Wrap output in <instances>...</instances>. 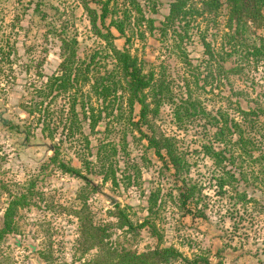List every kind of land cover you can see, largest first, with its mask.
Returning a JSON list of instances; mask_svg holds the SVG:
<instances>
[{"label": "rangeland", "instance_id": "1", "mask_svg": "<svg viewBox=\"0 0 264 264\" xmlns=\"http://www.w3.org/2000/svg\"><path fill=\"white\" fill-rule=\"evenodd\" d=\"M171 1L135 0L140 8L137 11L131 0H110L120 8L121 18V10H129L124 33L129 35L130 51L147 59L148 66L162 71L172 100L184 97L185 76L187 92L197 97L204 112L218 119L226 114L238 117L236 105H249L260 112L258 133L264 134V57L244 56L249 45L262 40L264 26L252 22L245 25L242 45L222 61L219 55L225 50L221 48L227 18L225 0H219L216 7L210 0H185L187 22L183 24L186 33L181 45L190 64H184L173 46V29L179 30L182 20H175L163 33L158 29ZM90 5L99 11L98 3ZM108 20L107 16L104 23ZM61 24L66 25L68 35H76L77 55L88 61L93 53L89 68L102 73L103 66L110 65L109 57L103 41L91 32L88 16L77 0H0V218L12 195L24 191L28 197V204L18 206L13 214L12 230L0 239V264L81 263L95 249L83 251L85 241L78 232L77 215L82 225L90 220L106 227L117 247L138 252L155 245L156 238L148 227L138 225L146 217L161 233V244H172L187 256L202 251L218 264H264V153L259 155L264 151V139L260 151H253V156L258 155L255 161L238 155L233 162L225 163L232 177L228 176L230 184L220 192L213 177L219 174L218 169L199 150V143L207 141L213 130L205 122L206 114L189 115L188 111L175 124L172 103L163 100L156 115L148 117L149 126L141 128L174 135L176 144L192 162L184 177L198 190L186 202L190 210H184L173 187L171 169L162 165L138 131L127 128L124 103L122 116L103 117L97 130L90 132L86 122H82L83 131L90 138L87 152L65 136L62 124L68 111L67 94H57L53 100L38 96L45 77L57 72V31ZM109 28L116 35L114 44L122 47L124 37L113 26ZM235 64L237 72L221 67ZM44 108L51 112L49 118H44ZM137 109L138 104L134 103L133 119ZM44 123L49 128L42 130ZM51 129L54 131L50 137L47 130ZM99 141L114 144V151L109 150L108 154L114 179H104V168L96 161ZM50 142L57 143L55 156L69 161L82 176L63 171L49 159L53 155L47 145ZM79 155L89 159L88 164ZM89 180H96L102 190L117 200L109 205ZM149 203L153 204L150 212L146 209ZM118 209L133 228H125L128 226L124 220L116 215ZM167 264L184 263L175 260Z\"/></svg>", "mask_w": 264, "mask_h": 264}, {"label": "trees", "instance_id": "2", "mask_svg": "<svg viewBox=\"0 0 264 264\" xmlns=\"http://www.w3.org/2000/svg\"><path fill=\"white\" fill-rule=\"evenodd\" d=\"M210 1L214 3V7L219 3V0ZM90 2L98 3L99 11L91 6ZM109 2L110 0H77V4L84 9L88 16L91 32L103 41L102 47L109 57L110 65L108 67L104 65L102 73L98 70H90L89 65L94 59L93 53L88 57V61L80 58L76 52L78 44L76 35H68L66 25L61 24L57 31L60 49L57 72L45 77L37 94L43 98L49 96V100H53L57 94H67L68 111L62 124L66 130L65 136L74 143L80 144L87 152H89L91 144L88 134L83 131L82 122H86L90 132L97 130L95 127L103 117L111 115L113 118H120L124 112L122 107L124 103L127 108L125 115L127 128L138 131L140 137L145 140L146 146L152 147L162 165L171 169L173 187L180 200V205L184 210L189 211L186 202L191 201L198 190L195 183H189L184 177L189 173L192 162L185 157V153L176 144L177 140L174 135L155 134L151 130L144 131L141 126H149L148 117L156 115L157 108L163 100H170L172 103V117L175 124L181 122L183 114L188 111L189 115L198 113L204 115L205 113V122L213 130L210 132L207 141L199 143V150L218 169L219 174L213 175V177L216 187L222 190L220 192H224L222 187L230 184L227 178L228 176L229 178L232 177V172L230 173L229 168H226L225 163L233 162L238 155H246L252 161H255L258 156H253V151L257 149L258 152L260 151V144L264 139L263 132L258 133V115L260 112L249 105L247 107L236 105L234 110L238 117L226 114L218 119L214 114L204 112L197 97L191 96L187 92L188 79L185 76H182L184 97L179 96L176 101L172 100L174 97L170 93L168 81L161 76L162 71L155 70L151 65L148 66L147 64L150 62L147 59L138 56L129 49V35L124 33L125 19L129 15V10L124 7L121 10V18L118 15L120 8L117 9ZM131 2H133L135 9L140 11L138 3L135 0H131ZM225 2L227 5L226 30L222 34L223 39L221 41V48H225V50H223V54L219 55L222 61L229 58L242 45L245 25L247 26L248 23L252 22L258 26H264V0H225ZM184 3L185 0H172L158 29L163 33L175 20H182L178 26L180 29L177 31L173 29V46L177 51L179 60L189 65L188 55L181 45L186 33V27L183 24L187 22L185 20L187 11L184 9ZM34 9L39 11L38 6H34ZM107 16L109 20L105 24L104 20ZM146 21H148L150 28L152 26L151 19L148 18ZM109 26H113L119 35L124 37L122 47L119 48L114 44L113 40L116 35ZM1 49L2 47H0V51ZM249 49L244 52L245 57L252 59L264 57V35L261 41L249 45ZM206 52L211 56L210 51L207 50ZM221 67L224 71L237 72L239 69L236 64L225 68ZM37 74L40 73L37 71ZM134 103L138 104L135 119L131 114ZM42 111L44 118L50 117L51 112H48L46 108ZM48 128L47 123H44L42 130ZM53 131L54 129L47 130V134L51 137ZM214 142L219 146L215 145ZM47 145L53 151V155L49 158L52 162H56L63 171L82 176L74 165L68 163L69 161L58 159L55 156L57 152L56 142H50ZM113 145L109 141H99L96 145L95 158L97 163H100L104 168L102 171L104 179L109 177L114 179L112 161L109 159L110 155L108 156L109 150L114 151ZM234 151H237L236 154ZM259 153L261 155L264 151ZM79 159L84 164L89 162V159L82 155H79ZM252 176L257 178L256 175ZM26 204H28V197L24 191L12 195L7 201L0 218V239L12 230V217L18 206ZM152 205L149 203L147 206L148 212L151 211ZM197 213L202 214L201 211ZM116 215L124 220V224L128 226L125 227L127 230L133 228L130 227L131 222L124 215L122 216L119 209ZM77 217L80 221L78 232L84 236L85 241L82 247L83 251L95 249L90 257L79 264H167L175 260L184 264H218L217 261L211 262L209 255L202 251L187 256L172 244H161V233L154 226V223L146 217H143L138 225L148 227L150 233L155 236L156 243L153 247L138 252L124 246L117 247L110 240V233H107L106 227L95 225L90 220L82 225L79 215ZM218 251L219 249H216L215 253L217 254Z\"/></svg>", "mask_w": 264, "mask_h": 264}, {"label": "water", "instance_id": "3", "mask_svg": "<svg viewBox=\"0 0 264 264\" xmlns=\"http://www.w3.org/2000/svg\"><path fill=\"white\" fill-rule=\"evenodd\" d=\"M90 184L92 186L95 187V189L97 190V192H99L103 197H105L107 199V203L109 205H112L117 198L114 197L112 194L107 193L106 191L102 190V188L100 187V185L97 184L96 180H89Z\"/></svg>", "mask_w": 264, "mask_h": 264}, {"label": "flooded vegetation", "instance_id": "4", "mask_svg": "<svg viewBox=\"0 0 264 264\" xmlns=\"http://www.w3.org/2000/svg\"><path fill=\"white\" fill-rule=\"evenodd\" d=\"M94 187V186H93Z\"/></svg>", "mask_w": 264, "mask_h": 264}]
</instances>
